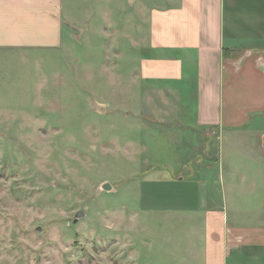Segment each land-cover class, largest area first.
I'll use <instances>...</instances> for the list:
<instances>
[{"label": "rangeland", "instance_id": "rangeland-1", "mask_svg": "<svg viewBox=\"0 0 264 264\" xmlns=\"http://www.w3.org/2000/svg\"><path fill=\"white\" fill-rule=\"evenodd\" d=\"M166 1L63 0L61 48H0V264H203L209 211L264 227L255 127L208 136L136 83Z\"/></svg>", "mask_w": 264, "mask_h": 264}, {"label": "crops", "instance_id": "crops-1", "mask_svg": "<svg viewBox=\"0 0 264 264\" xmlns=\"http://www.w3.org/2000/svg\"><path fill=\"white\" fill-rule=\"evenodd\" d=\"M147 21L137 85L192 95V120L208 136L255 127L264 145V0H167L149 8ZM73 28L63 0H0L2 49L52 52ZM206 230L203 264H264V227L213 209Z\"/></svg>", "mask_w": 264, "mask_h": 264}, {"label": "water", "instance_id": "water-1", "mask_svg": "<svg viewBox=\"0 0 264 264\" xmlns=\"http://www.w3.org/2000/svg\"><path fill=\"white\" fill-rule=\"evenodd\" d=\"M100 188L103 189V190H109L110 189V185L105 182V183H102L100 185ZM83 215H84V211L83 210L79 209L78 211H76V213H75V215L73 217V222H76L78 217L83 216Z\"/></svg>", "mask_w": 264, "mask_h": 264}]
</instances>
